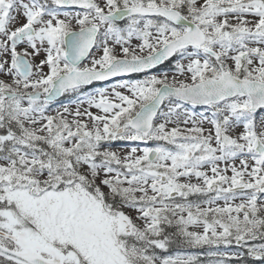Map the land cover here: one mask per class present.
Listing matches in <instances>:
<instances>
[{"label": "snow or ice", "instance_id": "snow-or-ice-1", "mask_svg": "<svg viewBox=\"0 0 264 264\" xmlns=\"http://www.w3.org/2000/svg\"><path fill=\"white\" fill-rule=\"evenodd\" d=\"M262 197L264 0H0V264H264Z\"/></svg>", "mask_w": 264, "mask_h": 264}, {"label": "rangeland", "instance_id": "rangeland-1", "mask_svg": "<svg viewBox=\"0 0 264 264\" xmlns=\"http://www.w3.org/2000/svg\"><path fill=\"white\" fill-rule=\"evenodd\" d=\"M85 63H87V61H85ZM45 71H47V69H45ZM164 71H160V72H153V73H162ZM168 75H169V79L172 78V76L174 75V69L168 70ZM60 100H63V98H61ZM66 103V101H64ZM57 110H62V106L61 103H53L49 109V114H54ZM92 111L95 112V109H93ZM117 149L120 148V145L117 144L115 146ZM195 197H192V199L194 200ZM262 199H264V197H262ZM189 251L191 250H187V249H176V251L173 254H176L177 252H179V254H187Z\"/></svg>", "mask_w": 264, "mask_h": 264}]
</instances>
